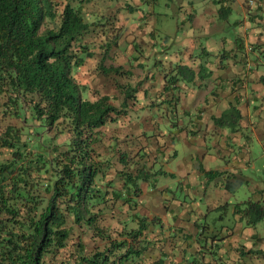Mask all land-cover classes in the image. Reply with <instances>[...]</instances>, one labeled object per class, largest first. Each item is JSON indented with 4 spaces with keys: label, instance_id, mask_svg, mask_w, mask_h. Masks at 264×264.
<instances>
[{
    "label": "trees",
    "instance_id": "16d2710c",
    "mask_svg": "<svg viewBox=\"0 0 264 264\" xmlns=\"http://www.w3.org/2000/svg\"><path fill=\"white\" fill-rule=\"evenodd\" d=\"M104 1L0 0V264H126L145 251L139 229L118 232L128 216L116 209H131L150 176L151 154L125 123L150 94L106 52L118 35L104 22L123 0ZM175 69L163 88L195 80Z\"/></svg>",
    "mask_w": 264,
    "mask_h": 264
},
{
    "label": "crops",
    "instance_id": "0c3cea01",
    "mask_svg": "<svg viewBox=\"0 0 264 264\" xmlns=\"http://www.w3.org/2000/svg\"><path fill=\"white\" fill-rule=\"evenodd\" d=\"M142 1L131 2L141 8ZM218 1L221 11L202 9L209 24L205 34L233 32L222 42L209 39L198 57L191 52L169 60L168 73L146 72L143 57L132 68L126 65L121 44L135 43L149 57L155 52L149 33L128 31L131 14L123 11L128 4L122 3L116 17L117 27L127 33L105 41L111 44L106 52L120 58L115 65L130 68L134 78L144 77L139 81L150 94L134 108L148 112L125 121L152 164L149 178L138 183L133 207L116 209L117 219L128 216L117 222L118 232L139 229L145 250L126 264H264V218H259L264 212V0L255 6L248 0ZM86 12L91 21L88 7ZM173 66L192 68L195 80L181 78L170 85L174 88H163L170 76H179ZM147 127L157 134L154 141L143 137ZM162 178L179 183H161ZM124 185L117 181L115 188ZM253 203L262 209H251Z\"/></svg>",
    "mask_w": 264,
    "mask_h": 264
},
{
    "label": "rangeland",
    "instance_id": "374dc122",
    "mask_svg": "<svg viewBox=\"0 0 264 264\" xmlns=\"http://www.w3.org/2000/svg\"><path fill=\"white\" fill-rule=\"evenodd\" d=\"M131 1L132 0H123L124 4L129 5L128 10H123L124 16H127L128 13L131 14L128 19V31L133 33L138 30H143L144 33H149L150 35L147 37L152 38L153 44L155 45V52H151L152 55L150 57L148 53L145 55V52H143L142 56L143 58H147L148 62L144 65L146 72H150L153 68H158L162 73H168L169 67L166 65H169L167 64L169 60L175 61L178 56L185 57L186 53L192 54L191 52L198 57L201 55L200 53L203 51V48H207L209 39L214 40L215 43L216 41L222 42L223 38L229 37L233 32V30L226 29V32L222 31L220 35L217 34L208 37L205 34V30L209 24L203 15L202 9L206 7V9L221 11V4L219 1L217 2V0H156L155 4L154 2L151 3L152 0H143V4L140 6L141 8H138L139 6ZM152 6H154L152 10L153 13L150 14L149 12ZM112 11H114V8L110 10L104 22V24H106V29L110 30L109 34L112 35L113 32L116 35L127 33L126 29L115 30L117 27L115 26L117 14H112ZM191 15H194V19H192L193 16L191 17ZM142 16L143 19H140ZM232 16H234V14ZM192 21L194 22V26L191 25ZM218 24L220 25L221 22H218ZM213 25L216 26L215 20ZM114 26L115 28H113ZM129 47H131V49L128 50ZM121 51L124 55L131 58V63L133 64V56L135 57V55H138L142 50L141 47L137 46L135 43H125L123 45L121 44ZM149 61H152V64H150ZM109 64L110 62H108V65ZM161 64H164V66H161ZM176 67L177 66H173V69ZM125 70H130V68H125ZM140 78L143 79L144 77ZM140 78L133 77L135 82H142L139 81ZM138 103L144 104L145 102L139 101ZM146 112H148L147 108L145 110H140L138 115L144 116ZM134 114L135 112L131 113L132 116ZM174 167L176 168L177 165ZM166 181L169 182V185H177L179 183L178 179L172 178H162L161 183ZM245 192L244 190L243 193ZM227 221L228 217L225 219V222ZM245 226L247 227L246 223ZM84 237L85 240H88L90 234L86 233Z\"/></svg>",
    "mask_w": 264,
    "mask_h": 264
},
{
    "label": "built area",
    "instance_id": "2783aa9c",
    "mask_svg": "<svg viewBox=\"0 0 264 264\" xmlns=\"http://www.w3.org/2000/svg\"><path fill=\"white\" fill-rule=\"evenodd\" d=\"M256 3H255V0H248V5L249 6H254Z\"/></svg>",
    "mask_w": 264,
    "mask_h": 264
},
{
    "label": "clouds",
    "instance_id": "9594fccd",
    "mask_svg": "<svg viewBox=\"0 0 264 264\" xmlns=\"http://www.w3.org/2000/svg\"><path fill=\"white\" fill-rule=\"evenodd\" d=\"M255 3L257 4V1H256V0H255ZM256 4H255V5H256ZM255 5H254V6H255Z\"/></svg>",
    "mask_w": 264,
    "mask_h": 264
}]
</instances>
